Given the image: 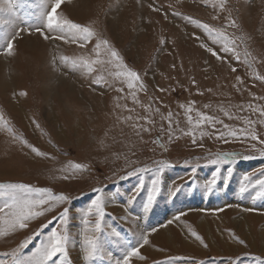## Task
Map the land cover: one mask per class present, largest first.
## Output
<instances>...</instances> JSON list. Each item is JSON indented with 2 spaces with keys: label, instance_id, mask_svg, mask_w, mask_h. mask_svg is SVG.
I'll return each mask as SVG.
<instances>
[{
  "label": "rangeland",
  "instance_id": "1",
  "mask_svg": "<svg viewBox=\"0 0 264 264\" xmlns=\"http://www.w3.org/2000/svg\"><path fill=\"white\" fill-rule=\"evenodd\" d=\"M52 3L0 0V183L46 188L68 199L0 238V253L31 237L23 249L31 254L60 229L59 213L67 207L71 264H122L133 247L144 249L130 264H264V185L257 183L264 178V145L224 130L252 120L264 140V117L249 107L264 108V80L257 78L264 76V0H63L57 17L95 33L76 42L46 27ZM202 24L225 37L214 39ZM102 40L119 61L108 63L103 47L97 56ZM226 40L234 41L232 51L221 50ZM80 57L105 63L89 72L73 65ZM128 70L140 77L131 91L125 77L113 75ZM198 112L223 123L198 129ZM190 130L194 135L186 134ZM221 131L227 142L217 138ZM218 153L235 158L209 163ZM73 163L83 170L73 173ZM137 168L147 170L128 175ZM161 168L159 191L145 210ZM97 195L104 199L101 232L94 231L95 213L86 232L83 213ZM85 235L99 237L88 261Z\"/></svg>",
  "mask_w": 264,
  "mask_h": 264
},
{
  "label": "snow or ice",
  "instance_id": "2",
  "mask_svg": "<svg viewBox=\"0 0 264 264\" xmlns=\"http://www.w3.org/2000/svg\"><path fill=\"white\" fill-rule=\"evenodd\" d=\"M63 3V0H53L52 6L50 11L46 13V27L57 31L59 30L62 33H69L71 34V40L72 42H76L78 39L82 40H88L92 36L95 35L92 29L86 26H82L79 24H76L70 20L64 19L61 20L57 17V9L60 7V5ZM149 7H152V5H149ZM223 7V5H221ZM235 25V22H232V26ZM202 27L207 29L209 31V34H214L213 38L218 39L225 37V33L222 31H219L217 29L211 28L207 24H202ZM36 31L41 32L43 35V32L41 29H36ZM48 37L45 36V39ZM60 39H65L64 36L58 37ZM163 43V41H161ZM234 43V41L226 40L224 47L221 49L224 52L232 51L233 49L230 47V45ZM104 48L107 54L110 56V60L107 61L108 63H112L113 61H119L120 57L116 50L108 47V41L102 40L98 41L95 48H96V54L97 56L100 55V49ZM201 47H206V45H201ZM13 49V41L7 40V54L11 55ZM209 52L212 53L213 56H215L217 59H222L221 56L212 48H207ZM74 66L77 67H85L89 72L93 71V65L100 63L103 64L105 61L94 59L89 60L84 57H80L78 60L72 61ZM119 68H123L124 66L122 64L116 65ZM235 71V69H233ZM113 75L116 77H125L127 80V87L131 91L133 90L137 83L140 81V77L138 73L135 71H120L116 72ZM258 79L264 80V76H258ZM240 78L237 77V80ZM96 83H99L100 80H96ZM140 87H143L141 84ZM132 98L134 101H136V96L134 92H131ZM183 107V106H182ZM252 110L258 111L260 117H264V108H256L255 106L249 105ZM188 112H191L192 109L189 108L187 110ZM223 111L225 116H229L230 113L224 109H221ZM170 115V114H169ZM198 119H195L194 121V127L200 128L203 125H211L215 126L217 123H223V121L217 120L214 116H209L205 113L198 112L197 113ZM188 122L190 124H193V117L189 115L187 117ZM146 122L148 121V118L145 117ZM247 127L242 128L239 130H228V125H224V130L227 131V135L231 136L233 138H242V139H251L254 141H258L261 145H264V140L260 139V137L257 135V132L255 130L254 125L257 123L256 121L252 120H246L245 121ZM259 123L261 125H264V119H260ZM169 126L171 127V121H169ZM147 131L148 129H144ZM186 134H193L191 130L189 133ZM201 135H207L206 132H201ZM217 138L221 140H225V134L224 131L216 133ZM195 142V141H193ZM253 148H255V145H252ZM260 155L264 156V148L260 149ZM233 157L235 158L234 153H218L215 158L209 159V163L211 164H219L225 162L226 157ZM247 159L248 157H244ZM83 170V165L79 163H73L71 165V171L73 173H77ZM147 169L145 168H137L135 172H128V175H134L136 173L144 172ZM195 170V169H193ZM160 171H162V168L157 171L156 178L152 180V186L149 189L148 197H147V203L144 205L145 210H147L153 200L155 199L156 194L159 191V174ZM219 169H217V172ZM217 172L213 173L212 179H210L205 187H207L209 190H211V187L215 185L216 183V176ZM68 178V177H65ZM245 180H248V177H245ZM258 184L264 185V178L257 181ZM143 185V178L140 180V184L137 185L136 189L134 191H139L140 187ZM241 191H244V188H241ZM37 194V195H33ZM0 197L5 198V203L0 206V238H6L8 235L15 233L18 230H24L28 228L29 222L32 221L36 217H40L44 215L45 212L50 211L57 203L64 202L68 198L64 194L54 195L51 190L46 188H33L30 185H26L23 183H0ZM132 202V198L129 199V203ZM95 213L96 219L94 223V231L96 233L101 232V225H102V218L105 215L104 211V199L101 195H97L91 202L88 207V209L83 213V224L85 226V231H89L88 225L90 224V221L88 217ZM68 218H69V209L67 207L63 208V210L59 213V220H60V229L53 228L50 233L46 236V238L32 251L31 254L25 255L23 254V249H25L29 242L31 241V237L26 238L24 241L19 243L18 246L13 248L10 251H5L0 253V256L3 258H0V264H57V261L54 260V258H61L59 260V264H71V261L68 257V251H67V244L69 241V234L67 231V225H68ZM53 219H56L54 217ZM179 219V217H177ZM171 223V221H170ZM156 229H152V231H155ZM112 235L118 236L119 233H117L114 229L112 231ZM195 235V233H193ZM143 245H147L149 243L147 234H144L143 237ZM197 239L199 237L197 236ZM98 236H88L85 235L84 243L86 245L85 252H84V259L85 261L90 260L92 257H94L97 254L98 251ZM241 243H243L241 241ZM141 245V246H143ZM140 250L137 247L131 248L129 251H127V254L124 255L122 264H130V258L139 256ZM117 264H120L118 261Z\"/></svg>",
  "mask_w": 264,
  "mask_h": 264
},
{
  "label": "bare ground",
  "instance_id": "3",
  "mask_svg": "<svg viewBox=\"0 0 264 264\" xmlns=\"http://www.w3.org/2000/svg\"><path fill=\"white\" fill-rule=\"evenodd\" d=\"M73 87H74V86H73ZM13 100H14V104H12V105L15 106V104H16V103H15V99H13ZM13 100H12V101H13ZM162 229H165V228H162ZM161 231H162L161 233L165 232V231H163V230H161ZM162 235L164 236V238H167L166 233H163ZM169 238H170V235H169ZM170 239H171V238H170ZM188 240H189V238H188ZM170 241H171V240H170ZM192 243H193V242H192ZM147 246H148V245H147ZM189 246H190V244H189ZM141 247H142V246H141ZM141 247H140V248H141ZM149 247H150V246H149ZM143 249H144V248H143ZM143 249H140V250L143 251ZM148 251H149V250H148ZM150 251H151V249H150Z\"/></svg>",
  "mask_w": 264,
  "mask_h": 264
}]
</instances>
